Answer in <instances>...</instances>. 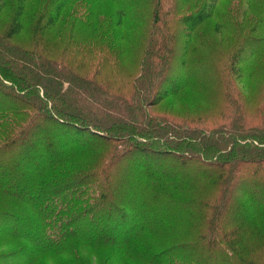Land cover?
I'll use <instances>...</instances> for the list:
<instances>
[{
    "label": "trees",
    "instance_id": "1",
    "mask_svg": "<svg viewBox=\"0 0 264 264\" xmlns=\"http://www.w3.org/2000/svg\"><path fill=\"white\" fill-rule=\"evenodd\" d=\"M37 1L41 5L32 30L36 35L50 30L72 0ZM26 5L27 0H0V15L12 8L0 35L8 45L25 30ZM212 7L204 3L186 15L188 29L211 17ZM116 13L117 20L106 11L102 14L113 29L124 22L123 7H117ZM85 19L101 20L92 12ZM7 51L0 42V55ZM79 63L61 57L53 79L45 84L38 65L31 70L7 59L6 72L0 71V152L12 149L13 142L22 147L20 154L12 155L13 163L0 162V242L13 245L0 249V264H42L44 258L52 264H125L128 259L138 264H200L201 253L207 252L216 256V264H233L232 255L245 264H264V127L245 128L248 121L239 115L240 125L209 127L203 119L206 127L198 129L181 126L192 121L190 115H173L186 119L178 122L162 115L155 123L148 120L147 129L120 120L121 115L136 114L128 106L126 111L116 110L112 118L108 107L120 96L108 99L110 94L97 85L98 63H91L94 69L88 72ZM143 67L122 78L132 87L129 98L138 102L139 89L152 82V75L145 79L148 69ZM6 80L20 92L2 89ZM161 96L144 103L151 105ZM13 99L22 102L17 105ZM127 158L141 160L128 170L136 176L144 174L136 190L152 197L153 215L148 214L141 193L134 202L126 197L132 193V177L124 176L122 169ZM150 164L157 167L153 170L158 175ZM175 166L189 172L198 169L186 178L190 187L168 177ZM10 174L20 182L8 183ZM145 184L149 188L143 189ZM191 185H200L201 194ZM167 205L173 211L183 205L189 208L171 213L165 211ZM47 206L49 210H41ZM19 240L29 244L21 246ZM111 246L118 250H109ZM258 247L263 252L256 251ZM104 248L109 251L102 253Z\"/></svg>",
    "mask_w": 264,
    "mask_h": 264
},
{
    "label": "rangeland",
    "instance_id": "2",
    "mask_svg": "<svg viewBox=\"0 0 264 264\" xmlns=\"http://www.w3.org/2000/svg\"><path fill=\"white\" fill-rule=\"evenodd\" d=\"M204 3L213 5L211 17L194 30H189L188 25L184 23L185 16ZM40 5L37 0H27L25 30L10 40V45L0 39L8 49V53L1 52L0 71L6 72L4 64L7 59L16 60L21 64L19 66L29 67L31 70H36L35 65H38L43 68L40 73L45 77V84L49 83L47 79H53V71L58 67L57 61L61 57H66L70 64L81 62L79 65H84L83 70L87 72L94 69L91 63H98L97 85L110 94L108 99L120 96L114 106L108 107L107 112L112 118L116 110L126 111L128 106L130 110L134 108L136 114L130 112V115H121L120 120L132 121L147 129L151 128L150 124L146 125L148 120L151 119L155 123L159 117L168 115L181 118L190 115L192 121H187L188 124H183L182 127L200 129L206 127V124L209 127L222 123L240 125L239 115L242 121H248L245 128L251 125L264 127V0H72L61 11L57 23L50 30L36 35L32 30ZM117 7H123L125 11L124 22L113 29L102 14L106 11L117 20L118 13L114 14ZM91 12L96 19L101 20H86V16ZM1 13L0 35L7 28L12 8L7 7ZM44 22L45 19L42 23ZM105 34L110 36L106 38ZM16 46L20 50L14 52ZM40 57L54 65L47 67V62H42ZM2 59L6 61L2 62ZM142 64L143 68L148 69L145 79L152 75V82L139 89L138 102L132 97L129 98L132 87L122 78L131 69H136L132 73L136 74ZM6 84L1 88L20 92L10 81L6 80ZM165 88L168 89L164 94L162 90ZM24 90L34 95L29 88ZM39 92L42 96L41 88ZM159 95L163 96L152 102L153 104L144 103L145 99L151 102L152 97ZM13 100L17 105L22 102L19 99ZM1 101L8 100L1 98ZM244 110L247 111L246 115L239 112ZM170 118L175 122L186 121L174 116ZM203 119L207 121L206 124ZM14 144L13 142L12 149L0 152L2 164L13 163L12 155L21 153L22 147H16ZM139 161L141 160L127 158L122 163L124 176L132 177V193L126 197L134 202L139 199L141 193L140 198L149 205L148 214L153 215L155 212L153 208L150 209V205L153 206L152 197H144L142 191L136 190L145 177L144 174L136 176L128 170ZM153 165L150 164V169L158 175V172L153 170L157 167ZM172 169L168 177L187 187H190V183L186 178L195 176V172H198V169L185 171L184 167L179 166ZM13 175L6 177L10 179L7 182H20L18 177L13 178ZM148 176L150 177L149 174ZM119 178L120 176L114 177L113 181ZM147 185H143V189L149 188ZM200 185H191V188L195 189L192 191H197L198 195L202 191ZM233 189L238 191L237 186ZM123 191L125 190L121 191L124 195ZM161 199L164 201V197ZM140 205L143 206L144 203L140 201ZM187 208L189 207L183 205L173 211L174 207L168 208L167 205L165 211L181 213ZM41 210H49V207H43ZM168 234L169 226L164 231L165 237ZM19 242L21 246L29 244L24 240ZM12 246L6 245L4 241L0 242V249H9ZM109 250L116 251L118 247L111 246ZM109 250L104 248L102 253ZM225 251L229 253L228 250ZM256 251L263 252L259 247ZM177 253L187 254L185 251ZM201 255L204 261L200 264H216V256H212V253ZM89 256L91 257L90 254ZM91 258L94 260L93 256ZM262 258L264 259V255ZM230 262L245 264L236 255L231 256ZM42 264L52 263L48 258H44ZM125 264L138 263L128 259Z\"/></svg>",
    "mask_w": 264,
    "mask_h": 264
}]
</instances>
